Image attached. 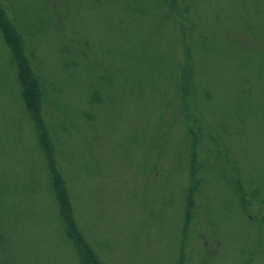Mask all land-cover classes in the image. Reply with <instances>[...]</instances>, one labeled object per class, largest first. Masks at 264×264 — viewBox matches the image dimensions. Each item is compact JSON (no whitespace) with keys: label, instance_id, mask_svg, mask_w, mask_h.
I'll return each instance as SVG.
<instances>
[{"label":"rangeland","instance_id":"obj_1","mask_svg":"<svg viewBox=\"0 0 264 264\" xmlns=\"http://www.w3.org/2000/svg\"><path fill=\"white\" fill-rule=\"evenodd\" d=\"M0 9L50 147L0 32V264H82L48 154L98 264H264V0Z\"/></svg>","mask_w":264,"mask_h":264},{"label":"trees","instance_id":"obj_2","mask_svg":"<svg viewBox=\"0 0 264 264\" xmlns=\"http://www.w3.org/2000/svg\"><path fill=\"white\" fill-rule=\"evenodd\" d=\"M0 32L3 35L4 42L7 43V45L13 50L14 60L18 66V81L21 87L22 101L24 102V105L26 106L33 122L35 123V130L39 135V139L43 143L44 147L47 146L50 149L46 137V131L40 117V102L42 100L41 86L37 79L33 77L31 69L28 65V61L24 56V45L20 35H18L15 28L9 25L5 20L1 9ZM49 160L50 154H48L47 158L49 168L48 170L52 182L54 196L58 204L59 216L67 237L76 246L81 257L82 264H98L97 259L94 257V254L87 243L77 234V231L75 230L64 182L59 179L60 176L57 173L58 171L56 167L54 166L55 169L53 168V160L52 163Z\"/></svg>","mask_w":264,"mask_h":264}]
</instances>
